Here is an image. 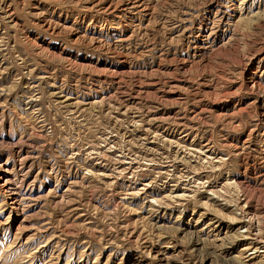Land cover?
I'll return each mask as SVG.
<instances>
[{
    "label": "rangeland",
    "instance_id": "374dc122",
    "mask_svg": "<svg viewBox=\"0 0 264 264\" xmlns=\"http://www.w3.org/2000/svg\"><path fill=\"white\" fill-rule=\"evenodd\" d=\"M0 264H264V0H0Z\"/></svg>",
    "mask_w": 264,
    "mask_h": 264
}]
</instances>
